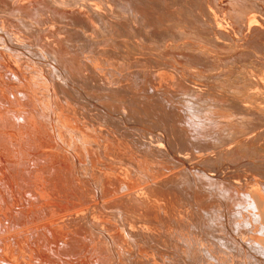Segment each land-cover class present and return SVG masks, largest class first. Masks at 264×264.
<instances>
[{
    "label": "bare ground",
    "instance_id": "6f19581e",
    "mask_svg": "<svg viewBox=\"0 0 264 264\" xmlns=\"http://www.w3.org/2000/svg\"><path fill=\"white\" fill-rule=\"evenodd\" d=\"M81 4L0 0V67L9 74H0V264H264V167L236 174L227 153L190 165L180 154L187 148L182 140L169 144L150 130L162 123L171 140L174 130L204 148L208 132L181 114V103L232 119L212 116L208 129L215 134L232 132L239 119L253 129L264 115L233 101L175 102L158 87L177 96L175 89L183 93L187 82L160 67L144 74L140 68L158 62L153 55L140 62L126 52L133 46L127 39L107 38L163 40L180 35L186 23L200 34L212 32L219 43L227 39L225 29L217 26V34L196 13L197 3ZM258 37L264 33L253 46L264 49ZM251 52L239 60L248 62ZM104 58L114 68L109 78L97 70ZM187 122L201 131L195 127L190 136L177 129ZM231 157L242 162L244 156Z\"/></svg>",
    "mask_w": 264,
    "mask_h": 264
},
{
    "label": "rangeland",
    "instance_id": "374dc122",
    "mask_svg": "<svg viewBox=\"0 0 264 264\" xmlns=\"http://www.w3.org/2000/svg\"><path fill=\"white\" fill-rule=\"evenodd\" d=\"M80 1L82 3L81 4L82 6L83 4L86 3L87 0H80ZM177 1L183 2L186 6H191V5L193 6L194 3L201 5V8H197L196 13H200L202 17H205L206 20L209 22V24H212V26L211 25L210 26L217 34H219L218 28H220L221 30L225 29L224 31L227 32V39L219 37L218 38L219 43H217V41L214 38H212L213 37L212 32H210L209 35L200 34L195 30H191V27L185 22H183L185 23V25L180 26V30H182L180 35L174 37L172 36V38L165 37L163 38V40L152 38L151 40H145L143 43L141 41L140 44V41L139 43L137 42L138 39L130 38V35L124 36L123 34V35L115 36L113 34H108L107 38L111 39L112 41H117L118 38L125 40L127 39L130 44L132 43L131 45L133 46H131L130 49L127 48L126 52L133 55L140 62L141 61L144 62L146 60V55L148 54L150 56L153 55L155 59L158 60V62L153 63L155 65V66L153 65V67L149 66V62H147L146 67L144 69L140 68V70H142L144 74L150 72L148 73V76L151 77L154 74L153 69L154 68L157 69L160 67L161 69L168 70L169 72L175 74L176 77L179 80L183 81L184 83L187 82V86L189 88L183 91V93L180 92L182 90H179L177 92V89H175L174 92L176 93L177 96L175 95L172 96L168 87L165 86L158 87V91L160 89V91H162L161 93L164 94L166 93L165 96H170V98H172L171 100H175V102L187 101L190 100L191 98L194 99L195 97H197L198 99L206 98L209 100H219L222 102L233 101L235 103L238 102L237 104L240 103L239 105L246 106L248 110L254 109L255 112L264 115V75H263L264 49L263 48L257 49L253 46V43L256 42L257 36L259 34L263 35L264 33V0H216V1L215 0H177ZM215 3L217 4L216 6ZM99 5L101 6V4ZM208 6L210 7L211 11L208 9L209 8ZM68 8L70 9V7ZM210 12L212 16L210 15ZM213 12L216 16L212 14ZM219 19L221 20V23H219L220 22ZM215 22L217 23V25H215L216 24ZM245 26L249 30H247ZM236 29H239V31ZM173 31L174 30H171V32ZM239 32H242L244 34V37ZM246 32L248 33L245 34ZM258 38L260 40H264L261 37ZM100 39L101 38L99 36L98 37L96 36L95 38V40H100ZM156 40L157 42H155ZM222 41H224V43ZM229 43L230 44L232 43L231 46L232 45L233 46L231 47ZM242 44L243 45L245 44V46H243ZM239 48L240 49L242 48L241 51ZM206 51L208 52L206 53ZM250 51L254 53L251 52L252 55L249 58L248 62H241L239 60L240 56H242L245 52H250ZM128 53L127 55H129ZM119 59L121 60V58ZM131 59L132 58L129 57L125 61L129 62V60ZM196 60L198 63L195 62ZM98 62L100 65L97 69L98 72H100L102 75H107V77L109 78L110 75L107 72V70L114 71V68L110 67L111 62L105 58H104V62H102L101 60H99ZM156 64L158 67L156 66ZM221 66L222 68L223 67L224 68L222 69ZM112 67H115L114 61H112ZM251 67H253L254 69ZM0 68H1L0 70L1 75H5V76L9 75L6 72V69L4 68L2 69V67ZM131 68L132 71L135 70L134 67ZM134 73H136V70L134 71ZM116 74L119 76L118 72H116ZM122 80L123 79L120 78V82H122ZM32 81L34 82L35 79H32ZM192 81L194 82L196 81L195 82L196 84ZM150 82H153V80L149 81L148 83ZM188 83H190L191 86L188 85ZM177 107L180 108L181 114L183 116L188 115L191 117V119L193 118V120H195L194 118H196L197 120L195 121L198 122V123L196 122L197 126L204 128L203 130L208 132V135L206 134L202 135L205 137L204 140L208 141L206 145L204 144L205 146L204 148L202 147L193 148V146H190L192 145L191 143L189 144L188 141H185L187 140L186 134L180 135L178 133H175L174 130L172 132L174 138L173 140H171L169 134L170 130L167 128V126H165L160 122H159L160 124H155L154 127L150 125V130L152 132L151 133L152 135L157 133L164 135L167 138L166 142L169 144H172L174 141L179 142V140H182V142H184L187 145V148L186 151H182L180 154L183 156L185 155L188 156L186 157L187 163L191 165L192 163L198 161L199 158L207 154L222 153L225 155L227 153L226 154L228 159L227 163L228 165H231L235 169L234 173L236 174H243V171H247L249 173L255 174V171L253 170H255L256 168L264 167V119L262 122L258 124H252L251 127H254L253 129L247 126V122H246L247 120L242 121L241 119H239L238 122L234 124V127H236V129H234L232 132L218 130V132L215 134L213 131L208 129L209 128L208 121H210L211 119L212 120L222 119L231 122L232 119L228 116H214V115L210 116L208 112H202L200 110L192 111V107L195 108L193 105L187 107L186 105H183L181 103ZM201 114L203 115L201 116ZM212 116L215 119H213ZM190 117H188L189 119L187 118V120H191ZM201 119H203L204 121ZM197 126L195 125L193 126V124L192 126H190L189 123L187 122L184 123L183 125L179 124L176 127H178L177 129L185 128V130L188 131L189 135L192 136V131L194 130L193 128L196 127L197 129ZM257 129L259 132L257 131ZM197 131H201V130L197 129ZM209 135H211V137ZM249 148L251 150H248ZM174 152L176 154V151ZM138 153L140 154V152ZM232 153L235 154V156H240V155L244 156L242 158V162H232L231 160ZM223 171L226 172V170L224 169ZM122 173H123V177H125V172ZM218 174L220 175L222 173H218ZM127 177H129L128 173H127ZM240 183H241L240 186L246 185V180H242L240 181ZM240 186L238 185V187ZM244 187L245 186H243L242 188L244 189ZM63 193L64 192H62L61 194ZM54 196L59 197L57 193H55ZM60 196L62 199H67V200L69 199L71 201H79L82 203L81 200H77L73 196L70 198L69 197L67 198V196L64 195H60ZM57 199L58 198H55V200ZM85 203L88 204L89 201Z\"/></svg>",
    "mask_w": 264,
    "mask_h": 264
}]
</instances>
